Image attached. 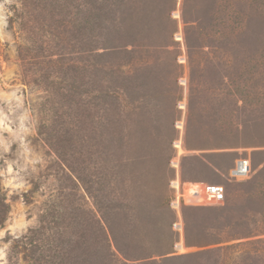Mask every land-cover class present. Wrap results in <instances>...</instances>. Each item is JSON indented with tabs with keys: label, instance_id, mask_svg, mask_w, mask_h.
I'll return each mask as SVG.
<instances>
[{
	"label": "rangeland",
	"instance_id": "1",
	"mask_svg": "<svg viewBox=\"0 0 264 264\" xmlns=\"http://www.w3.org/2000/svg\"><path fill=\"white\" fill-rule=\"evenodd\" d=\"M81 2L30 0L33 14L28 18L22 14L16 17L15 8H21V0H0V180L10 205L8 218L0 226V264H33L16 241L40 226V220L55 218L68 206L82 202L86 217L99 215L95 199L80 181L88 173L84 170V145L94 152L97 140H101L90 119L98 109L74 105L69 109L67 103L52 102L38 72L40 67L35 65L40 59L37 55L43 54V61L49 62V55L54 53V58L62 53L72 61H67L63 75L68 73L69 79L75 76L81 49L77 41ZM185 8L191 10L192 24L197 26L196 10H200L201 19L207 17L209 9L215 12L213 22L220 33L191 32V64L182 19ZM150 13L145 24L139 25L145 32L144 41L159 45L169 39L166 23L171 15L179 27L173 35L178 43L170 48L171 54L157 48L150 52L146 47L137 48L135 67L131 64L125 69H135L144 77L148 59L169 62L172 68L165 72L162 65L164 86L143 109L113 110L110 133L116 136L123 128L127 142L118 150L115 138L108 141L105 151L109 160L103 169L110 179L106 184L107 204H132L125 213L114 209L111 216L122 247L130 249L131 256L141 257L127 263L176 264L164 263L163 257L220 248L225 251V246L239 242L245 246L236 249L243 251L249 246L246 241L261 239L253 244L251 253L224 264H264V31L261 35L253 31L256 15L264 16V0H156ZM176 50L180 54L178 68L173 60ZM118 117L122 120L116 122ZM241 157L251 158L252 171L245 179H231L229 171ZM122 159L136 164L124 169L118 166ZM174 159L180 162L179 176L186 184L223 185L224 202L204 206L184 204L183 200L178 216L170 206L174 196L170 180L177 173L171 164ZM122 171L124 185L115 181ZM129 185L135 187L137 198H128ZM65 213L67 219L77 215L70 210ZM180 219L182 231L174 226ZM96 231L87 234L98 236ZM44 237L47 235L40 238L43 243ZM178 244L182 249H176ZM162 250L166 255H157ZM119 258L111 264H123L124 257L118 254ZM188 260L179 264H212L208 259Z\"/></svg>",
	"mask_w": 264,
	"mask_h": 264
},
{
	"label": "trees",
	"instance_id": "2",
	"mask_svg": "<svg viewBox=\"0 0 264 264\" xmlns=\"http://www.w3.org/2000/svg\"><path fill=\"white\" fill-rule=\"evenodd\" d=\"M21 2V8L14 7L16 17H20V14H22V16L32 18L33 13L31 14L29 10L30 0H21ZM155 4L156 0H82L81 11L79 12L82 21L79 24L77 38L81 49L78 51L77 70H74L75 76L70 79L68 73L63 75L66 71L63 69L66 68L67 61L72 63L71 58H66L62 53H57V57L53 58L55 56L53 53L49 55V62H46L42 59L43 54L36 56L40 59L35 61V65L40 67L38 72H40L41 80L46 90H48L47 94L52 102L56 104L67 103L69 109L73 105L85 110L90 107L98 109L94 113L95 117H88H90L93 124H96L94 127L95 134L101 140L100 143L97 140L98 147L93 150L94 152L87 144L84 145L86 146L84 155H87V165L84 166V170H88V173L84 172L86 175L80 177L86 192L95 199L99 215L94 214L95 216L86 217L84 215L87 213L85 206L82 205V202H79V206L71 205L66 209V211L70 210L77 213L75 218H65L63 216L66 214L65 211L60 212L55 218L53 215L51 219L40 220V226L30 229L27 235L16 241L18 242L16 245L29 253L30 259L34 262L33 264H111L112 261H120L118 254L124 257L125 260L121 261L123 264H128L127 260L132 261L141 258L131 256L130 249L123 248L115 234L114 226L111 223L112 211L115 209V211H118L116 213H125L132 208V204L127 201L120 204L115 203L114 205L107 204L105 197L107 193L106 184L110 179H108L106 173H103V169L107 166L106 161L109 160L107 151H105L108 141L115 138V149L118 150L125 148L127 142L123 128L118 129L116 136L110 133L113 110L131 109L128 111H136L139 108L143 109L148 100L151 101L160 95V88L164 86L160 79L162 78L160 74L162 65L166 67L163 69L165 72L167 68H172L169 62L161 64L159 60L151 61V59H148L145 61L148 71L144 77H141L137 72L135 73V69L131 71L125 69L126 66L135 65L137 48L146 47L147 52L157 48L163 50L162 53L171 54L170 48L178 43L173 39V35L179 27L177 21L172 19L171 15H168L167 19L169 21L166 23L170 29L169 39L159 45L144 41L143 34L145 32L143 28H139V25H143L145 19L150 17L151 9ZM56 7H59V1L56 3ZM196 12L198 15L195 18L199 23L198 26L192 24L195 21L191 17L190 9L185 8L182 12L190 64L194 62L191 54L194 48L191 41V32L198 29V31H201L200 34L203 31L215 36L220 34L216 28V22H213L217 17L215 12L212 13V10L209 9L207 17H202V19L198 17L200 10H196ZM14 19L15 17L12 20L14 21ZM52 19H55V17L53 16ZM254 23L256 28L253 31H256L257 35H261L264 31V16L256 15ZM41 51L43 53L42 48ZM178 52L176 50L173 54V60L175 59L177 68L179 67L177 57L180 55ZM118 56H121L122 60L115 61L114 58ZM42 63L49 65L45 64L44 67ZM30 64L34 65V61ZM117 71L118 74H116ZM176 76L175 80L177 79ZM176 96L179 98L180 94ZM121 120V117H118L116 122ZM118 123L122 126L121 122ZM92 145L96 146V144ZM189 146L190 148H197L192 147L190 144ZM94 154L95 160L91 161ZM131 164H136V162L130 163L128 159H122L118 166L126 169ZM93 167L94 170L90 171ZM122 174L123 171L119 173L120 176L115 178V181L124 185L126 179ZM133 180L136 181L137 179ZM134 190L135 187L129 185L127 193L130 196L128 198H132V196L137 198ZM9 211L10 205L2 193L0 180V226L4 225ZM80 213H82V216L79 215ZM51 222L54 223V226L49 225L50 228L46 226ZM54 227L57 228V231H52L51 228ZM69 229H77V231L70 232ZM93 229L97 230L96 233L99 231L98 236L87 234V231H93ZM41 235H47V237H44V243L40 239ZM259 240L261 239L246 241L249 246L245 247L243 251L236 249L240 245L245 246V243L239 242L225 246L224 250L226 249V252L221 251L220 248L216 252L204 251L188 256H164L163 261L164 263L172 261L179 264L186 259L190 261L196 258L204 259L205 262L208 259L212 264H224L229 261L237 262L239 257L251 253L254 247L253 244L259 242ZM231 250L233 254L229 252ZM166 253L162 250L157 252V255H166ZM196 263L203 264V261H197ZM136 264L140 263L137 262Z\"/></svg>",
	"mask_w": 264,
	"mask_h": 264
},
{
	"label": "built area",
	"instance_id": "3",
	"mask_svg": "<svg viewBox=\"0 0 264 264\" xmlns=\"http://www.w3.org/2000/svg\"><path fill=\"white\" fill-rule=\"evenodd\" d=\"M181 144L180 142H178ZM180 146V145H178ZM174 171H177L174 178L170 180V187L173 191V198L170 201V206L173 210L177 211L178 216L181 215L183 208V200L184 204H193V205H204V206H212L218 205L224 202L225 200V187L221 184H213L206 182H191L190 184H194L193 192L191 193L190 198L187 199L182 193V189H184L186 182L181 180L179 176V168L180 162L178 159H174L171 162ZM252 171V160L250 157H241L235 161L234 166L229 171V177L234 180H242L249 176ZM195 190V191H194ZM180 222L174 223V226L177 227L179 231L183 230V219H180ZM184 246V245H183ZM184 248V247H183ZM177 250L182 249L180 244L176 246Z\"/></svg>",
	"mask_w": 264,
	"mask_h": 264
},
{
	"label": "bare ground",
	"instance_id": "4",
	"mask_svg": "<svg viewBox=\"0 0 264 264\" xmlns=\"http://www.w3.org/2000/svg\"><path fill=\"white\" fill-rule=\"evenodd\" d=\"M2 26H3V20H2L1 14H0V27H2ZM193 186H194V184H190V183L186 184V186H185L184 195L187 199H191L190 196H191V193L193 192V189H192Z\"/></svg>",
	"mask_w": 264,
	"mask_h": 264
}]
</instances>
